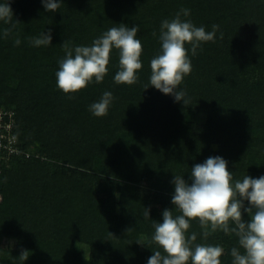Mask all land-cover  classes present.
<instances>
[{"label": "trees", "instance_id": "1", "mask_svg": "<svg viewBox=\"0 0 264 264\" xmlns=\"http://www.w3.org/2000/svg\"><path fill=\"white\" fill-rule=\"evenodd\" d=\"M11 8L15 27L0 22V110L14 111L22 152L0 165V264H147L157 248L151 220L174 209V175L190 184L191 168L215 156L234 179L264 175V0H62L53 13L41 0H11ZM181 9L197 27L219 26L196 55L189 46L186 105L150 86L161 23ZM119 24L139 26V81L115 83L114 50L104 80L69 98L55 76L63 43L90 46ZM48 29L51 45L30 44ZM105 91L113 103L96 117L89 106ZM191 224L196 243L222 246L221 264H231L237 238L209 230L205 239ZM21 249L30 252L24 262Z\"/></svg>", "mask_w": 264, "mask_h": 264}, {"label": "clouds", "instance_id": "2", "mask_svg": "<svg viewBox=\"0 0 264 264\" xmlns=\"http://www.w3.org/2000/svg\"><path fill=\"white\" fill-rule=\"evenodd\" d=\"M41 2L45 11L53 13L60 8L62 0ZM189 15V9H181L175 18L162 21L160 52L150 61V86L165 95H172L177 102L183 101L184 105L189 100L179 86L192 71L189 46L191 54L196 55L202 43L214 42L219 29L218 25H212V31H206L205 27H197L191 20L181 19V16ZM13 19L11 0H3L0 3V22L8 25ZM12 27L15 25L12 24ZM11 31L12 28H4L3 37L7 38ZM138 31L137 25L130 28L119 24L94 39L90 46L70 47L64 42L65 55L55 73L58 89L73 98L71 94L80 92L89 84L101 83L109 71L114 50L119 55L115 83L136 84L139 81L137 73L143 67V46L137 39ZM29 42L34 47L51 45L52 30L29 38ZM20 43L21 40L16 38L14 44L18 46ZM113 100V94L105 91L98 102L89 106V111L96 117L107 116ZM190 178L189 184L183 176L174 175V194L171 198L174 209L163 210L162 223L151 220L154 228L151 239L157 248L152 250L153 255L148 258L147 264H221L225 252L222 246L196 243L197 234H189L194 220H198L204 230L205 239L209 230H219L237 238V246L230 250L231 264H264V175L259 178L245 175L242 179H234L228 169V161L215 156L195 164ZM144 209V217L150 219V209ZM244 213L250 219L245 220ZM29 256L28 250L21 249L18 258L24 262Z\"/></svg>", "mask_w": 264, "mask_h": 264}, {"label": "built area", "instance_id": "3", "mask_svg": "<svg viewBox=\"0 0 264 264\" xmlns=\"http://www.w3.org/2000/svg\"><path fill=\"white\" fill-rule=\"evenodd\" d=\"M14 111L0 110V165L1 160L9 159L19 154L22 150L17 146V139L14 133ZM29 156L30 154L27 153Z\"/></svg>", "mask_w": 264, "mask_h": 264}, {"label": "rangeland", "instance_id": "4", "mask_svg": "<svg viewBox=\"0 0 264 264\" xmlns=\"http://www.w3.org/2000/svg\"><path fill=\"white\" fill-rule=\"evenodd\" d=\"M196 128H197V130H198V131H201V126H200V125H197V127H196ZM9 243H10V241H9V240H8V241H6V244H9Z\"/></svg>", "mask_w": 264, "mask_h": 264}]
</instances>
